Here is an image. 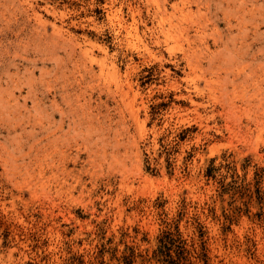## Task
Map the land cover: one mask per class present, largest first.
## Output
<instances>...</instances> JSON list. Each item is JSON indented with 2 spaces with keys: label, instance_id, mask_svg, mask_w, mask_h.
Returning a JSON list of instances; mask_svg holds the SVG:
<instances>
[{
  "label": "rangeland",
  "instance_id": "obj_1",
  "mask_svg": "<svg viewBox=\"0 0 264 264\" xmlns=\"http://www.w3.org/2000/svg\"><path fill=\"white\" fill-rule=\"evenodd\" d=\"M256 166L264 0H0V264H264Z\"/></svg>",
  "mask_w": 264,
  "mask_h": 264
},
{
  "label": "trees",
  "instance_id": "obj_2",
  "mask_svg": "<svg viewBox=\"0 0 264 264\" xmlns=\"http://www.w3.org/2000/svg\"><path fill=\"white\" fill-rule=\"evenodd\" d=\"M215 158H211L208 165L205 167V175L215 178L219 172V165L214 164ZM146 170L152 173L156 172V167L146 166ZM256 179H262L264 177V166L255 167L254 172ZM222 190H226V187L220 183ZM222 192V191H221ZM181 239V235L177 229H166L161 231L158 235V244L154 250V256L161 264H179V260H175L171 254L172 246L175 242Z\"/></svg>",
  "mask_w": 264,
  "mask_h": 264
}]
</instances>
